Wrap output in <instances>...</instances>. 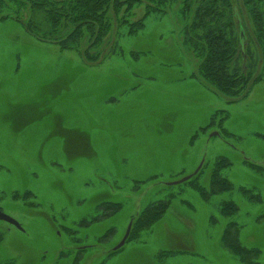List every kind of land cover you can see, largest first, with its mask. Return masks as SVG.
<instances>
[{
  "label": "rangeland",
  "instance_id": "obj_1",
  "mask_svg": "<svg viewBox=\"0 0 264 264\" xmlns=\"http://www.w3.org/2000/svg\"><path fill=\"white\" fill-rule=\"evenodd\" d=\"M233 5L253 38L242 0ZM22 14L0 11V210L23 228L0 221V264H264V77L236 102L210 87L176 4L137 34L114 22L98 63L43 40L41 14ZM220 158L233 189L204 199L195 184L209 188ZM228 201L238 212L225 217ZM111 203L122 207L103 212ZM231 222L260 251L252 263L223 243Z\"/></svg>",
  "mask_w": 264,
  "mask_h": 264
},
{
  "label": "trees",
  "instance_id": "obj_2",
  "mask_svg": "<svg viewBox=\"0 0 264 264\" xmlns=\"http://www.w3.org/2000/svg\"><path fill=\"white\" fill-rule=\"evenodd\" d=\"M242 3L245 18L247 16L252 24L253 38L246 34L244 15L240 11L239 16L236 14L233 0H0V11L9 6L18 16H23L26 10L41 14L42 23L46 24L43 40L58 45L63 51H75L90 63H98L106 55L102 48L107 45L114 22L128 25L130 34H137L145 28V20L151 14L163 15L169 5L176 4L184 24L183 44L200 61V77L219 94L230 98V102H236L247 98L253 86L264 77V0H242ZM143 6L144 15L131 21L135 10ZM28 30L34 34L39 28L33 22ZM231 165L227 158H220L212 168L209 188L199 183L194 188L204 199L231 191L233 184L222 174ZM170 199L148 206L133 219L130 236L133 231H144L161 220L170 206ZM107 207L109 209L104 208L103 212L115 214L122 205L111 203ZM237 212L238 206L232 201L225 202L221 208L225 217ZM239 232L236 223H229L222 241L243 261L252 263L260 251L244 246Z\"/></svg>",
  "mask_w": 264,
  "mask_h": 264
},
{
  "label": "water",
  "instance_id": "obj_3",
  "mask_svg": "<svg viewBox=\"0 0 264 264\" xmlns=\"http://www.w3.org/2000/svg\"><path fill=\"white\" fill-rule=\"evenodd\" d=\"M200 169H198L192 176H195L198 174ZM192 176H189V177H186L185 179H183L182 181H180L179 183H182V182H187L188 180H190L192 178ZM179 183H176V184H179ZM0 221H5L15 227H17L19 230L23 231V228L22 226L20 225V223L18 221H16L15 219L11 218L10 216L6 215L5 213H3L1 210H0ZM132 225L133 223L131 222L130 225H129V228L127 230V233L123 239V241L120 243L119 246L116 247L115 251L117 250H120L121 248L124 247V245L126 244L129 236H130V233H131V230H132Z\"/></svg>",
  "mask_w": 264,
  "mask_h": 264
},
{
  "label": "flooded vegetation",
  "instance_id": "obj_4",
  "mask_svg": "<svg viewBox=\"0 0 264 264\" xmlns=\"http://www.w3.org/2000/svg\"><path fill=\"white\" fill-rule=\"evenodd\" d=\"M3 212V211H2Z\"/></svg>",
  "mask_w": 264,
  "mask_h": 264
}]
</instances>
